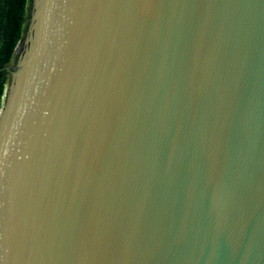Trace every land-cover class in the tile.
<instances>
[{"label": "water", "instance_id": "1", "mask_svg": "<svg viewBox=\"0 0 264 264\" xmlns=\"http://www.w3.org/2000/svg\"><path fill=\"white\" fill-rule=\"evenodd\" d=\"M0 100V264H264V0H26Z\"/></svg>", "mask_w": 264, "mask_h": 264}, {"label": "trees", "instance_id": "2", "mask_svg": "<svg viewBox=\"0 0 264 264\" xmlns=\"http://www.w3.org/2000/svg\"><path fill=\"white\" fill-rule=\"evenodd\" d=\"M26 0H0V100L7 81L3 67L17 42L24 18Z\"/></svg>", "mask_w": 264, "mask_h": 264}, {"label": "rangeland", "instance_id": "3", "mask_svg": "<svg viewBox=\"0 0 264 264\" xmlns=\"http://www.w3.org/2000/svg\"><path fill=\"white\" fill-rule=\"evenodd\" d=\"M7 78H8V76H7Z\"/></svg>", "mask_w": 264, "mask_h": 264}]
</instances>
